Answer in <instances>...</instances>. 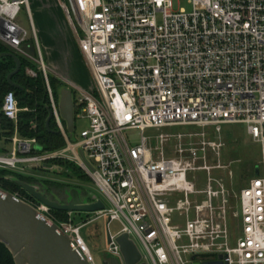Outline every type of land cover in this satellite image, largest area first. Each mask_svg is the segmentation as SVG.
Wrapping results in <instances>:
<instances>
[{"label": "built area", "instance_id": "1", "mask_svg": "<svg viewBox=\"0 0 264 264\" xmlns=\"http://www.w3.org/2000/svg\"><path fill=\"white\" fill-rule=\"evenodd\" d=\"M186 1L188 10H175L173 0H58L94 85L89 92L70 84L75 120L88 121L73 142L47 82L28 0H0V45L29 59L26 47L35 40L49 111L67 145L45 152L36 138L20 137L18 101L8 91L0 115L15 132L11 148L0 152V170L27 175L41 164L67 159L91 178L109 206L97 197L105 208L81 224L72 213L61 222L36 200L30 204L69 236L72 251L87 264L94 261L81 229L102 217L108 220L109 259L118 264H124L115 242L121 234L139 249L142 264H264V0ZM23 9L29 30L20 19ZM230 124L246 126L260 154L258 175L236 196L233 215L240 226L234 237L225 188L212 185L214 168L205 161V146L196 150L203 159L197 163L191 135L160 133L154 159L152 137L146 136L185 126L216 136ZM128 130L140 132L139 145L128 143ZM172 141L175 148L165 157ZM114 221L122 228L111 236Z\"/></svg>", "mask_w": 264, "mask_h": 264}, {"label": "rangeland", "instance_id": "2", "mask_svg": "<svg viewBox=\"0 0 264 264\" xmlns=\"http://www.w3.org/2000/svg\"><path fill=\"white\" fill-rule=\"evenodd\" d=\"M62 1L67 2V0ZM173 4H175V10L181 8L184 10L189 9V4H187L186 0H173ZM28 9L31 14L32 23L34 24L36 39H38L42 64L45 69L48 84V78L51 76L56 79L62 88L70 89V84H74L92 92L94 90V85L91 80L90 71L86 66L83 55L77 51V38L69 28L68 23H66L63 13L58 7V0H28ZM20 19L29 30V24L27 23L24 9L20 14ZM32 41L34 48L30 50L26 49L30 57L28 60L31 61V64H33L37 71L41 72L44 78L43 70L40 65V56L35 45L36 43L35 40L32 39ZM34 50L37 54L36 56L33 54ZM31 70L32 68L26 69L27 75H29L28 72ZM32 71L35 72V70ZM87 125L88 121L85 118H78L75 120V132L72 137L73 142H78L81 131L85 130ZM160 133H188L191 135L189 139L192 142V149L195 150V152L199 147L205 146V161L211 168H214L210 173L211 179L214 180L212 185L216 187L220 184L225 188L223 198L226 201V216L229 229L232 237L237 236L240 218L233 215L236 211V196L242 189L247 187L249 180L256 176L255 172L260 162L259 146L249 139L246 134V126L237 124L224 125L221 127L220 134L216 136L213 135L212 130H208L205 134H202L201 131L193 126H185V128L174 127L162 130L161 132L147 131L146 136L152 137L149 148L152 149V157H154V159L157 157V150H155L157 142L154 140V137L158 136ZM139 135L140 132L136 130H128L125 132L128 143L133 147L139 145ZM175 144L176 142L172 141L166 145L165 157H169L170 152L175 148ZM66 146L65 143L63 148ZM214 146L216 147L214 148ZM0 147H2V149L4 147L10 149V142L2 140ZM63 148L54 150L53 152L63 150ZM201 153L202 152H196L194 156L192 155V159L197 163L203 162V159H198ZM57 161L73 164L79 172L69 171L65 166L62 167L58 165V163H56ZM26 173L28 177L34 179L31 183L20 180L17 177L13 178L35 186L37 191L45 194L49 200L65 204L69 202L76 193L81 199L87 200V202L91 201V196L96 195L107 207L109 206L99 189L94 186L91 178L78 168L77 165L67 159L52 160L48 164H41L38 171L28 170ZM201 175H197V177L201 178ZM45 182H49V184ZM19 189L20 190L15 191L13 195L17 199L26 202L28 205L34 204L33 198L21 188ZM221 199H217L218 206L222 204ZM52 214L58 218L54 213ZM93 217V214L84 212L72 213V218L77 224H81ZM66 218H68L67 214L65 219H58L62 222L65 221ZM107 222L108 220L102 217L97 219L96 222L88 224L81 229L80 235L83 237L93 257L94 264H103L105 260L109 259L107 250ZM121 228L122 227L117 221L112 222L109 227L110 235H115Z\"/></svg>", "mask_w": 264, "mask_h": 264}, {"label": "water", "instance_id": "3", "mask_svg": "<svg viewBox=\"0 0 264 264\" xmlns=\"http://www.w3.org/2000/svg\"><path fill=\"white\" fill-rule=\"evenodd\" d=\"M8 57L14 60L15 69L11 72L6 82L13 89H21L20 85L14 84L12 78L20 71V59L17 55L9 52L0 54V58ZM58 110L62 120L65 122L66 130L73 137L74 129V103L69 88H62L58 96ZM45 127L48 129L52 119L49 111ZM56 134H59L58 132ZM38 149H40L38 147ZM255 175H258L256 169ZM26 192L31 198L48 207L52 211L62 213H96L103 210L105 206L97 196H91L95 203H88L74 194L72 199L65 204L49 200L45 194L37 191L35 186L10 178ZM109 242V240H108ZM115 242L123 257L124 264H142L139 249L130 239L128 234H121L115 238ZM0 243H2L13 256L14 264H87L84 259L79 258L70 246V238L62 234L57 225L49 224L34 209L13 194L0 189ZM103 264H118L117 260H105ZM144 264V263H143ZM194 264H200L194 262ZM203 264H221L207 262Z\"/></svg>", "mask_w": 264, "mask_h": 264}, {"label": "trees", "instance_id": "4", "mask_svg": "<svg viewBox=\"0 0 264 264\" xmlns=\"http://www.w3.org/2000/svg\"><path fill=\"white\" fill-rule=\"evenodd\" d=\"M30 40L27 44V49H33L34 44ZM8 52L6 48L0 45V54ZM33 54L36 56L35 50ZM20 59V71L12 78L14 84L20 85L21 89H13L8 86L6 82L7 76L14 71L15 62L8 57L0 58V108L2 105V98L8 91H12L15 95L16 101H18V107L20 109L18 113V120L16 124V131L23 138L32 139L36 138L38 146L45 152L62 149L65 146L64 139L58 132L54 120L49 122L48 129L45 127L47 119L49 117V100L47 94V87L44 82L43 75L37 71L31 61L18 56ZM27 68L35 70L36 76H29L26 73ZM52 94L54 99L58 100V92L62 88L60 84L53 77L48 78ZM14 124L0 115V143L2 140L9 141L14 135ZM4 149L0 148V152ZM58 165L66 167L69 171H78V169L70 163H62L57 161ZM34 171H38L35 169ZM79 172V171H78ZM11 177H17L20 180L32 182L34 179L24 175L15 174L9 170H0V184L3 191L14 194L15 191L20 190L17 183L12 181ZM48 183L49 182H45ZM55 184V183H53ZM59 219H65L66 212L52 211ZM0 264H14L13 256L2 243H0Z\"/></svg>", "mask_w": 264, "mask_h": 264}, {"label": "crops", "instance_id": "5", "mask_svg": "<svg viewBox=\"0 0 264 264\" xmlns=\"http://www.w3.org/2000/svg\"><path fill=\"white\" fill-rule=\"evenodd\" d=\"M45 45V44H44ZM77 51H78V48H77ZM78 53H79V51H78ZM49 61V60H48ZM0 148H2V147H0ZM6 148V147H5Z\"/></svg>", "mask_w": 264, "mask_h": 264}]
</instances>
